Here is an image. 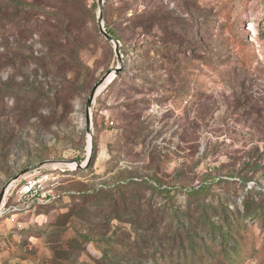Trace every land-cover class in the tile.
I'll return each mask as SVG.
<instances>
[{
    "label": "rangeland",
    "instance_id": "1",
    "mask_svg": "<svg viewBox=\"0 0 264 264\" xmlns=\"http://www.w3.org/2000/svg\"><path fill=\"white\" fill-rule=\"evenodd\" d=\"M98 13L0 0V191L87 165L39 168L65 195L0 216V264H264V0H105L124 66L89 133L118 65Z\"/></svg>",
    "mask_w": 264,
    "mask_h": 264
},
{
    "label": "built area",
    "instance_id": "2",
    "mask_svg": "<svg viewBox=\"0 0 264 264\" xmlns=\"http://www.w3.org/2000/svg\"><path fill=\"white\" fill-rule=\"evenodd\" d=\"M54 182L48 173L36 170L29 173L6 192L0 208V216L9 217L12 213L28 212L30 209L45 205L60 195L50 188Z\"/></svg>",
    "mask_w": 264,
    "mask_h": 264
},
{
    "label": "water",
    "instance_id": "3",
    "mask_svg": "<svg viewBox=\"0 0 264 264\" xmlns=\"http://www.w3.org/2000/svg\"><path fill=\"white\" fill-rule=\"evenodd\" d=\"M104 3L105 0H98L99 4V13H98V22L100 25V30L104 36L113 43L114 48H115V53L117 55L118 59V65L113 69L107 71L91 88V91L88 95L87 102H86V127L89 133H92V106L93 103L96 99V97L107 87L109 84L110 80L112 78H115L118 76L122 71H123V66H124V59H123V54L120 49V42L115 39V37L110 34L104 27V22H103V12H104ZM54 162H61V163H67V160H44L41 161L35 165H32L30 167H27L23 170H21L16 176H14L12 179H10L1 189L0 191V208L2 206V203L4 201V197L6 195V192L10 187L15 185L19 180H21L23 177L28 175L29 173H32L39 168L44 167V165L51 164ZM87 165L86 164H80L76 162V168H85Z\"/></svg>",
    "mask_w": 264,
    "mask_h": 264
},
{
    "label": "trees",
    "instance_id": "4",
    "mask_svg": "<svg viewBox=\"0 0 264 264\" xmlns=\"http://www.w3.org/2000/svg\"><path fill=\"white\" fill-rule=\"evenodd\" d=\"M108 32L111 34V31L110 30H108ZM118 40H120V38H117ZM143 44H149V45H151L152 44V42H150L149 40L148 41H146V42H143ZM120 75V74H119ZM119 75L118 76H116L115 77V79L112 81V82H114L118 77H119ZM195 192H197V191H195ZM194 192V193H195ZM65 194H60L59 196H58V198H56L55 200H53V201H51V202H49V203H47V204H45V205H38V207H42V206H47V205H51V204H53L54 202H56V200H59L60 198H62V196H64ZM37 207V206H36ZM241 220V219H240ZM212 223V222H211ZM213 229H214V233L216 234L217 232H216V230H215V228L214 227H212Z\"/></svg>",
    "mask_w": 264,
    "mask_h": 264
},
{
    "label": "bare ground",
    "instance_id": "5",
    "mask_svg": "<svg viewBox=\"0 0 264 264\" xmlns=\"http://www.w3.org/2000/svg\"><path fill=\"white\" fill-rule=\"evenodd\" d=\"M114 79L115 78H112L109 83H111ZM56 164H71V167H76V162H72V161H68L67 163L54 162V163H51L50 165H56Z\"/></svg>",
    "mask_w": 264,
    "mask_h": 264
}]
</instances>
